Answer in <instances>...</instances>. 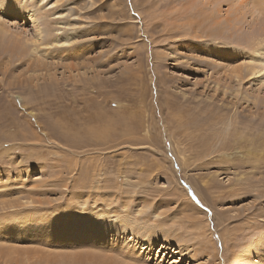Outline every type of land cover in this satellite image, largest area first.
<instances>
[{
    "label": "rangeland",
    "instance_id": "374dc122",
    "mask_svg": "<svg viewBox=\"0 0 264 264\" xmlns=\"http://www.w3.org/2000/svg\"><path fill=\"white\" fill-rule=\"evenodd\" d=\"M59 3L48 25L71 31L65 47L26 46L30 21L0 15L16 42L0 44V203L35 201L0 204V228L40 216L29 237L0 232L25 247L0 264H44L33 250L80 193L115 228L103 248L74 244L93 264H264V72L240 69L258 57L244 40L264 29V0Z\"/></svg>",
    "mask_w": 264,
    "mask_h": 264
},
{
    "label": "bare ground",
    "instance_id": "6f19581e",
    "mask_svg": "<svg viewBox=\"0 0 264 264\" xmlns=\"http://www.w3.org/2000/svg\"><path fill=\"white\" fill-rule=\"evenodd\" d=\"M60 1H62V0H52V2H50V0H47L46 2H45V0H36V1L35 0H0V15H2V16L13 15V16H15V18H22V19H24V21H27V20L30 21V23L34 26L33 38L32 39H29V38L23 39L22 38L23 41L20 42V43L23 42V44L26 46L28 44H30V45L34 44L35 49H37L38 46H40V45L47 46V47H50V46L65 47V46H67L68 43H70V36L72 35L71 31L68 32L66 30V31H64V33L62 35H60L62 32L59 31L58 29H59V27H61V24L63 23L62 20H58V21L56 20L55 21L56 24L60 25L56 29L55 28L51 29V27H49V25H48L52 22V21L49 22L50 16H52V19H58L63 14V12L58 13V11L52 10L53 8H56L60 4L59 3ZM56 14H57V16H56ZM2 19H3V17L0 16V44H2L3 40H7V41L12 40V37H10V35L8 33V28L6 27V22H4ZM263 25H264V23H263ZM16 37H18V36H16ZM16 37H15V40H17ZM50 38H51V40H48ZM13 41L14 40H12V42ZM14 43H16V42H13V45H14ZM244 43L246 46L248 44H250L248 46H250L252 48H253V46H255L254 47L256 50L255 52L258 54V57L251 58V62H249L248 64L245 63L244 66L240 67V69H242L243 72H245V76H248L249 79H251L252 77L258 78L257 76L261 72H264V29L261 31L258 30V32L252 33L251 35L247 36V39L244 40ZM16 45L18 47V43ZM23 46L19 45L18 48L23 47ZM27 49H29V47H27ZM38 49L40 50V48H38ZM244 54H246V53H244ZM231 73H232V76L234 78L240 79V76L238 75L239 70H232ZM254 101H255L254 103L257 104L256 98H254ZM260 103H263V102H260ZM263 108H264V104H263ZM233 119L235 120V118H233ZM227 120H228V118L226 119V121ZM227 122H229V121H227ZM231 123L229 122V124H231ZM234 123H235V121H234ZM236 123H239V122L236 121ZM229 124H227V125L229 126ZM230 126H232V125H230ZM236 135H237V132H236ZM233 136H235V133L233 134ZM80 194L75 195V197H78V198L74 199V203L78 204V207H75L73 210H72L73 206L72 207H70V206L65 207L64 208V213L66 214L65 219H63L61 221H56V223H61L63 225V228L60 231V233H58V235H56L55 232H52V233L48 234L50 239H48L45 242H39L41 245L42 244H57L58 247H60V246L63 247L64 243L68 242L69 243L68 248H70V247L71 248L69 249V251H66V252H63V251L62 252H53L50 250H48V252H45V251H42V248H46V247H42L40 245L39 249L35 248V250H33L34 253H40V254L44 255L45 258L39 257L40 263H44V264H57V263L58 264H73V263L78 261L82 264H93V262L97 259V254L94 252H90V251H84V252L74 251L75 245H77L78 241L86 240V241H89L90 243H92V246L94 248H103L101 245L103 243L100 244V242L102 241V239L104 240V238H106L105 233L109 230L111 231V230L115 229L114 227H112L113 225H107V226L98 225V224H96V222L90 221L89 217L91 215L93 216V213H92V211L88 210V208L85 205V201L84 200L82 201V198H81L82 194L81 195ZM34 202L35 201H33V200H23L20 203H18V201L17 202L12 201L9 203H6L4 201V202H1L0 204H1L2 208H4L5 206L8 208H13L16 206L19 207L20 204H22V206H24V207L29 206V205H33ZM31 216L32 215H29V216H27L26 219L21 220V222H23V223L15 222L13 224L14 225L13 228H10V229L7 227L6 228H0V232L4 231L5 234H9L15 230H18L17 235L19 237L31 236L32 232H35V231L29 230L27 228H22L25 225L26 221H28V223L31 221H35V222H31L33 224V223H36L37 220L40 218V216H39L38 219L32 220ZM14 217L17 219L19 216L17 217V215H16ZM23 218H20V219H23ZM43 218H46V221L52 220V219H49L47 217H43ZM70 218H72V219H70ZM73 221L76 224H73ZM126 226L129 227V225H126ZM76 228L80 229L83 232V236L81 238L74 237L73 239H66V236H68L72 232V230H74ZM126 229H127V227H126ZM55 238L57 240H53ZM139 239L141 241H143V243H148V245H149V241L146 240V237L144 238L143 236L139 235L138 237H136V240H139ZM8 241H12V240H8ZM10 243L12 245L11 244H7V245L2 244L0 246V250L6 252V256L8 258V259H6L7 261H11V259L9 258V255L12 258H14V257H16L17 259H18V257L20 258V256H18V255H21V253H24V252H22V248H25V247L20 248L18 246V244H16L15 242H13V243L10 242ZM3 246L8 247V248L5 249V248H3ZM40 247H42V248H40ZM85 247L88 248L89 246H85ZM25 253H27V255H26V257H27L30 254V250H29V253L28 252H25ZM66 255H68V256H66ZM40 256H42V255H40ZM27 259H29V258H27ZM5 263H7V262H5ZM12 263L18 264L17 262H12Z\"/></svg>",
    "mask_w": 264,
    "mask_h": 264
},
{
    "label": "snow or ice",
    "instance_id": "6c2138e0",
    "mask_svg": "<svg viewBox=\"0 0 264 264\" xmlns=\"http://www.w3.org/2000/svg\"><path fill=\"white\" fill-rule=\"evenodd\" d=\"M192 198L195 200V196H193ZM174 262H175V261H174ZM171 264H173V262H171ZM175 264H176V262H175Z\"/></svg>",
    "mask_w": 264,
    "mask_h": 264
}]
</instances>
